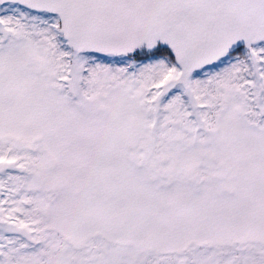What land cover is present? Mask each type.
<instances>
[{
    "label": "snow or ice",
    "instance_id": "snow-or-ice-1",
    "mask_svg": "<svg viewBox=\"0 0 264 264\" xmlns=\"http://www.w3.org/2000/svg\"><path fill=\"white\" fill-rule=\"evenodd\" d=\"M0 264H264V0H0Z\"/></svg>",
    "mask_w": 264,
    "mask_h": 264
}]
</instances>
